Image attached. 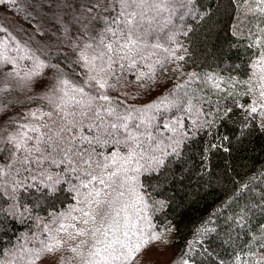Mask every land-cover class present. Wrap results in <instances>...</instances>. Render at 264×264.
Wrapping results in <instances>:
<instances>
[{"label": "trees", "instance_id": "trees-1", "mask_svg": "<svg viewBox=\"0 0 264 264\" xmlns=\"http://www.w3.org/2000/svg\"><path fill=\"white\" fill-rule=\"evenodd\" d=\"M60 1L51 0L60 17L38 24L27 2L0 0V12L45 35L48 27L56 38L49 49L39 50L0 28V39L7 44L1 75L45 74L50 68L41 65H56L67 79L82 82L74 47L99 28L96 17L104 9L93 7L89 13L95 0ZM250 7L255 4L244 0H171L154 23L149 43L175 50L184 60H170L161 70L157 61L170 53L149 49L134 67L123 70L120 83L109 93L121 111H130V123L144 122L145 132L139 173L131 171L134 163L117 179L129 184L135 208L144 210L151 233L167 240L175 264H264V115L248 111L261 105L256 89L260 70L255 65L264 58V16L253 14ZM153 72L154 83L147 79ZM142 73L143 82L138 79ZM153 102L158 107H146ZM37 106L31 103L33 109ZM227 109L232 111L224 120ZM27 110L16 101L0 119L9 122ZM10 147L6 141L0 148L6 163H11ZM130 150L111 141L97 147L104 157L113 152L125 156ZM158 159L162 165L155 163ZM57 187L63 190L55 198L35 188L15 199L0 197V264H28L27 250L46 238L45 226L65 224L89 191L75 177L67 183L62 177Z\"/></svg>", "mask_w": 264, "mask_h": 264}, {"label": "snow or ice", "instance_id": "snow-or-ice-1", "mask_svg": "<svg viewBox=\"0 0 264 264\" xmlns=\"http://www.w3.org/2000/svg\"><path fill=\"white\" fill-rule=\"evenodd\" d=\"M169 3L171 0H109L108 3L95 0L87 11L91 13L93 7H103L104 12L96 17L99 28L94 29L91 36L85 35L74 47V63L84 72L81 83L67 79L56 65H41L54 70L52 80L40 72L25 75L9 72L0 78V113H6L16 101L20 102L21 107L28 108L8 122L15 132L5 136L11 146L8 149L11 152V163H6L0 155V197L7 194L15 199L21 191L35 188L42 195L55 198L63 190L57 187L62 183V177L63 183L75 177L80 180V187L91 189L81 201L88 210L79 209L83 225L88 226L90 222L101 225L91 229L62 223L58 228L45 226L46 238L39 241L37 248L27 250L30 254L28 264H37L46 254L61 251L69 240L86 235L88 239L68 249L81 258L82 264H133L148 245L160 240V235L149 233L147 238L141 234L138 242H125L115 235L119 228L112 230L113 238L109 240V228L112 226L104 228L103 224L111 204L101 199V196L111 187L109 182L121 174L126 176L134 163L137 166L131 167V171L139 173V161L144 159L146 151L143 150L141 139L145 135L141 131L144 122L130 123L134 119L130 111H121L120 102L114 101L109 94L120 83L123 70L134 67L138 58L143 59L149 49L170 53L163 61H157L161 70H165L163 65L170 60H184V56H177L175 50L164 48L160 43H149L150 36L154 39L153 25L168 10ZM244 3L255 4L249 11L264 16V0H244ZM3 59L7 61V57ZM180 67L178 64L177 69ZM118 68L121 69L120 74L117 73ZM144 77L142 73L138 79L143 82ZM147 79L154 83L155 73L148 75ZM259 96L264 99V84L261 85ZM30 102L38 106L33 109ZM171 106H176L175 102ZM146 107L158 105L153 102ZM231 111L225 110L221 118L229 119ZM248 111L264 115V104L251 106ZM164 126L168 127L167 124ZM223 139L227 140L228 137ZM109 141L124 144L131 150L125 156L113 152L104 157L97 151V147ZM137 149L142 151L137 152ZM3 151L0 149V153ZM155 163L162 165L163 161L158 159ZM131 179L135 180L136 177ZM97 184L100 188L95 187ZM73 191L79 194L75 186ZM93 206L99 209L95 214ZM243 219L240 217L241 221ZM70 228L72 231H69ZM61 233L67 234L68 240L59 239ZM98 234L103 236V240L97 238ZM123 235L128 237L127 232ZM260 247L264 258V245ZM85 249L88 258H84Z\"/></svg>", "mask_w": 264, "mask_h": 264}, {"label": "rangeland", "instance_id": "rangeland-1", "mask_svg": "<svg viewBox=\"0 0 264 264\" xmlns=\"http://www.w3.org/2000/svg\"><path fill=\"white\" fill-rule=\"evenodd\" d=\"M21 2H27L30 6V13L35 18V21L39 23H43L47 20H56V17H60L61 11L57 9V5L51 0H20ZM50 3V5H49ZM62 4V0L60 1ZM77 14V13H75ZM83 29V26H81ZM0 28L6 30V33H10L14 36V38L19 42H26L31 47H36L39 50H47L49 49V45L53 43L55 37H52L54 32L48 29V33L46 35L44 32L37 31L34 29H29L23 27L20 22L16 18H12L11 16L0 12ZM6 42L4 39H0V62L5 57V49ZM256 68L260 70V77H258L259 87L264 84V58H262L261 64L256 63ZM45 74L49 79L52 74L55 76L54 71L52 74L51 70L45 69ZM1 72V71H0ZM48 72V73H47ZM7 74L6 72L4 73ZM4 75L0 74V78ZM52 76V77H53ZM256 85V89L258 91V98L260 99L261 104H264V99L259 96L260 88ZM257 98V99H258ZM15 129L10 127L8 124V120L5 118L0 119V148L6 142L5 136L13 134ZM122 175V174H121ZM123 178V177H121ZM131 179V178H130ZM111 187L106 189L101 196V199L108 201L111 204V207L107 209L109 215L105 218V222L103 224L104 228H109V240L113 238V229L119 228L118 232H115L116 236H119L120 239L125 240V242H138L141 234H143L144 238L148 237V234L151 233L148 226V219L145 216L144 210L141 207L135 208L133 203V199L131 196L133 195L130 191V186L123 179H114L113 182H109ZM96 188H100V185H95ZM91 190V189H89ZM123 193V195H121ZM88 194V192H87ZM84 208L88 210L85 204H82L77 208L73 214L67 219L65 225L75 224L76 228L87 227L89 229L94 227H101L99 223L90 222L88 226L83 225L82 220L83 217L79 209ZM135 208V210H134ZM143 210V211H141ZM99 209H96L93 206L94 214L98 212ZM119 213V215H117ZM73 217H78L79 219L74 220ZM69 231H72L70 228ZM128 233V237H124V233ZM160 240L154 241L150 245L146 247L133 261V264H175V260L171 255L170 245L166 239L161 234ZM59 239L68 240L67 234L61 233L59 234ZM98 239L103 240V236L98 234ZM88 239V236L77 237L75 240H69L68 243H65L63 249L61 251L55 252L54 254L48 253L44 258L39 260L37 264H82V260L79 257H76L71 251H69V247H75L81 240ZM119 249V245L116 246ZM84 258H88L87 249L84 250ZM115 264H119V262H115Z\"/></svg>", "mask_w": 264, "mask_h": 264}]
</instances>
